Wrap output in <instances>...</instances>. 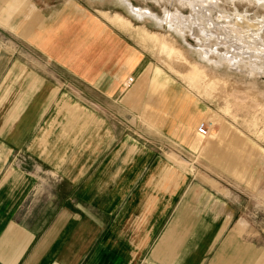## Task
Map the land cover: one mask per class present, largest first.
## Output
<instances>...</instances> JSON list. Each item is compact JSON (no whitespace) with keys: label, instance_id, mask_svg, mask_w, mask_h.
I'll list each match as a JSON object with an SVG mask.
<instances>
[{"label":"crops","instance_id":"1","mask_svg":"<svg viewBox=\"0 0 264 264\" xmlns=\"http://www.w3.org/2000/svg\"><path fill=\"white\" fill-rule=\"evenodd\" d=\"M23 3L28 45L0 41V264H264L238 192L203 169L245 163L237 130L201 134L205 103L98 14Z\"/></svg>","mask_w":264,"mask_h":264},{"label":"rangeland","instance_id":"2","mask_svg":"<svg viewBox=\"0 0 264 264\" xmlns=\"http://www.w3.org/2000/svg\"><path fill=\"white\" fill-rule=\"evenodd\" d=\"M29 1L36 4L39 10L47 12L65 0ZM72 1L80 9L98 14L120 32L129 45L141 52L143 68H153L154 74H168L173 80L176 93L188 95L190 100H201L205 103L207 113L198 124L202 125L205 135L213 136L220 127L227 129L229 126L238 132L235 131L237 139L232 140L231 144L237 145L239 149L241 145L246 146L245 142L248 143V148L250 145L249 150L245 152L247 153L245 163L237 161L236 166L234 163L230 167L207 166L203 169L204 171L206 169L207 174L221 180L223 186L238 192L239 215L248 222V231L253 232L256 237H264V70L251 71L249 62L240 63L235 67L221 60L219 54H212L210 59L205 58L201 52L206 48L204 43L206 46L214 47L215 38L206 40L203 34L197 32L201 24L196 21L192 24V30L187 28L181 33L180 30L169 26L168 17L180 14L184 20L192 17V14L195 15L196 10L200 8L201 12H205L207 17L216 23L220 22L219 24H225L227 21L223 14H243L251 21H255L264 18V0H208V3L205 2L203 5L199 3L193 5L191 4L193 0H129L135 8L139 7L138 9L149 12L142 18L137 16L140 20L132 15L120 0ZM23 2L25 0H0V41L3 46L28 45L26 41L20 39L19 33L18 36L14 33L21 30L23 22L21 15L27 19V7ZM99 10L106 13L101 14ZM115 14H120L137 28H142L140 39L134 28L116 26L117 19L111 17ZM154 16L167 22L157 21ZM203 17L200 16V20ZM206 20L203 22L205 21V26L208 27ZM261 36L259 39L264 43V29ZM225 46H218L220 55L226 53ZM241 136L245 142L239 140L242 139ZM240 154H237L238 159ZM234 171L238 173L235 174ZM239 172H242L241 176ZM244 178L245 180H241ZM251 178L252 183H249Z\"/></svg>","mask_w":264,"mask_h":264},{"label":"bare ground","instance_id":"3","mask_svg":"<svg viewBox=\"0 0 264 264\" xmlns=\"http://www.w3.org/2000/svg\"><path fill=\"white\" fill-rule=\"evenodd\" d=\"M122 1L125 4H128L127 7L135 17L139 16L140 18H142L143 16H145V14H149V12H146V10L138 9L139 7L135 8L129 0H122ZM205 2L208 3V0H193L191 4L194 5L195 3H199V5H203ZM215 8L216 7H214V9ZM201 11L202 10L200 8L197 9L195 15L192 14V17L186 19L184 18V20L182 19L180 14L169 15L168 16L170 22L169 26L171 28H176L177 30H180V32L182 33L187 28L192 30V24L193 22L196 21L199 24H201L200 25L201 27L197 26L199 27L197 32L203 34L204 37H206V40L214 37L215 39L213 40L216 41V43L213 44L214 47L206 46L204 43V46L206 48L201 52L205 56V58L210 59L212 54H217V55L219 54L221 60H224L225 62H228L230 65H233L235 67H237L238 64L240 65V63L242 64L249 62L248 65H250V69H252L251 71L255 72V70L257 71L264 70V43L261 41V39H259L261 36V31L262 29H264V18L263 19L256 18L257 20L251 21L243 14H238V13H235L233 15L223 14L224 17H227V21L225 24L223 23L224 24L223 25V24H219L220 22L219 23L214 22L213 20L210 19L209 16L207 17L205 15V12L203 13ZM219 13L222 14V12H218V14ZM200 16H204L202 20H200L201 19ZM139 17L137 18L140 20ZM155 19H157V21L159 20L160 22H167L163 19L160 20L157 17H155ZM205 19H207L206 23L208 24L207 25L208 27L205 26V21L203 22V20ZM233 20L236 21L234 22ZM179 23H181V25ZM261 38L263 39L262 36ZM219 45L227 46V47L225 46L227 50L226 53L224 52L225 54L220 55V53L218 52ZM257 62H259L260 64Z\"/></svg>","mask_w":264,"mask_h":264},{"label":"built area","instance_id":"4","mask_svg":"<svg viewBox=\"0 0 264 264\" xmlns=\"http://www.w3.org/2000/svg\"><path fill=\"white\" fill-rule=\"evenodd\" d=\"M198 131H199L201 134H205V133H206L205 130L202 128V125H201V124L198 126Z\"/></svg>","mask_w":264,"mask_h":264},{"label":"water","instance_id":"5","mask_svg":"<svg viewBox=\"0 0 264 264\" xmlns=\"http://www.w3.org/2000/svg\"><path fill=\"white\" fill-rule=\"evenodd\" d=\"M121 2V1H120ZM127 9L128 11L132 14V12L129 10V8L127 7V4H125L123 1L121 2ZM133 15V14H132ZM137 18V17H136ZM138 19V18H137ZM139 20V19H138ZM164 23V22H163Z\"/></svg>","mask_w":264,"mask_h":264}]
</instances>
